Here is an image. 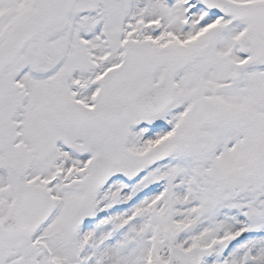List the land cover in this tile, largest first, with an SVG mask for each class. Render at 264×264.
<instances>
[{"label":"snow or ice","instance_id":"obj_1","mask_svg":"<svg viewBox=\"0 0 264 264\" xmlns=\"http://www.w3.org/2000/svg\"><path fill=\"white\" fill-rule=\"evenodd\" d=\"M0 264H264V0H0Z\"/></svg>","mask_w":264,"mask_h":264}]
</instances>
